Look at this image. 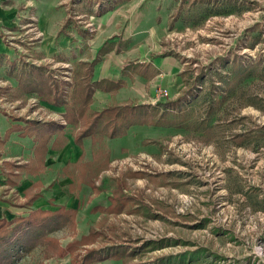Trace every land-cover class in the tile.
Masks as SVG:
<instances>
[{"label": "rangeland", "instance_id": "374dc122", "mask_svg": "<svg viewBox=\"0 0 264 264\" xmlns=\"http://www.w3.org/2000/svg\"><path fill=\"white\" fill-rule=\"evenodd\" d=\"M46 1L52 2L54 0H15L21 8L14 18L13 26H6L0 21L1 38L9 47L17 52L20 65H26L24 67L27 70H32L31 66L34 65L32 62L36 64V61L42 59L41 53L38 52H42L39 49L45 37L38 12L39 9L43 8L42 4ZM109 1L115 7L123 3V0ZM55 7L58 14L66 13L65 15H68V19H64L66 21L64 27L77 23V21H81L84 17L82 6H80L78 0H57ZM248 11L250 12L249 15L252 16L249 19L246 17L248 16L247 14H244L245 16L241 14ZM219 13L224 15L235 14V17L238 19L232 26L225 29L223 24L214 26L223 30L220 32L224 34V39L230 44L228 47L225 45L222 49V53L227 52L229 54L225 61V65L227 66L222 68L227 74L224 77L219 71L211 70L207 75L209 77L212 75L216 78L224 77L223 86L226 87V98L223 99L221 105H216L217 107L208 114L207 102L209 98L204 99L207 92H203L204 96L201 94L199 96L200 99L192 103L189 110H187L189 118L188 127H163L164 129H168L167 131L157 128L160 130L158 132L162 133L156 136L154 135L155 133H150V128L147 130L145 128L142 132L134 134L136 145L141 146L137 150L127 147L123 153L117 156L111 157L107 145H102L105 140L95 143L92 141L93 143L91 144L92 138H87L90 140L88 141V146H86L87 152L92 150V153H95V158L93 157L94 160L90 159L91 166L85 167L88 169V172L84 176L85 179H81V174H77L76 168L69 165L66 168L64 167V173H59L56 177L61 180L63 178L71 184V195L68 196L75 199V203L78 201L76 208L77 215L79 212V222L78 225L76 222V228L66 225L50 233V236L58 239L62 248H65L66 244L73 240L80 239L83 233H89L94 228L100 231L102 235L97 237L92 244L84 245L80 251L82 254L85 253V249L126 245L128 248H136L145 242L157 241L161 242L159 247L146 252L143 256H137L134 262L140 264H263L262 261H258L257 258L252 257V250L256 246H261L264 256V234L257 236L258 233L264 232V223L261 220V216H259V212H264V136L255 138L253 141L247 140L244 144L236 143L233 138L237 133L247 131L259 134L261 133V129L264 128V0L256 1V3H252L249 7L241 5V9L236 7L233 10L225 12H210L204 17V21L198 25H203L207 20V16L211 14L219 15ZM85 26L91 32L95 30L93 23H88ZM194 27L198 26L195 25ZM207 29H209L208 32L213 31L212 28L207 27ZM240 38H243L242 44L246 43L251 48L256 45V48L250 49L249 47L247 51L237 50L235 43ZM164 39L167 40L166 38ZM213 55H218V52L216 54L213 53ZM250 55H254V57ZM245 56H250V59L247 60L249 62L247 64L249 65L243 66L241 62L247 59ZM53 58H51L52 61L50 62L51 68L48 64L43 65L42 62L40 66H43L42 68L47 70L44 71L47 75L52 74L50 76L62 85L64 95L69 100L75 86L73 71L78 66L74 67L75 65H73L67 68L64 63L55 65L58 62L54 63L55 58ZM207 60L208 57L206 60L199 62L198 67H192V69L194 68L193 72L195 74L198 73V75L202 73ZM30 64L32 65L30 66ZM71 68L72 77H69L71 81L63 80L61 76H66L65 74ZM86 69L87 67H85ZM82 73L80 72V74ZM54 76H58V78L56 79ZM0 80L8 82L4 77H0ZM78 81L83 82L81 78ZM9 86V82L7 86H3L5 88L4 91H7L5 94L7 98L4 97L3 101H1V106L5 107H1L0 109L14 123L16 121L26 123V121L30 122L34 120L41 124L55 121L60 125V118H64L67 123L65 118L66 108L64 106H60V109V107H55L41 101L40 97L35 93H28L24 90L19 91L18 88L12 89ZM1 97H3V93L0 92ZM31 97L39 98V105L42 104L48 108V111L43 116L47 120L41 121L36 119V117L26 120L25 117L30 114L34 116L32 114L33 108L31 109L27 105ZM10 100L12 102L15 100L22 101L21 108L24 113L15 111L13 108L11 109L10 107L13 105H8ZM57 109L61 111L59 110V112ZM52 111L55 114L53 120L50 119L53 117ZM204 120L207 123H204ZM70 125L65 126L62 124L67 131H70ZM72 130L75 133L79 128L73 126ZM178 134H181L188 140L196 139L204 145L211 144L214 147L215 155H203L197 158L195 154H191L190 160L182 161L177 156L179 154L177 149L181 142H176L174 139L175 135ZM141 136H143L142 142ZM55 138L56 135L50 137L48 145H52ZM32 139L34 137L31 139H28V137L17 139L14 145H16L15 148L20 147V149L12 154V158L23 161L29 159L31 157L30 152L33 150V141L35 140ZM105 139L108 140V138ZM58 143L56 142L55 148L58 146ZM114 143L109 146L111 148L118 147ZM164 148L168 151L166 155H164ZM127 149L129 151H126ZM140 152L153 154L157 158V164L160 166L155 169V173L146 177L152 183L151 185L187 191L193 190L195 187L200 192L202 191L200 194L204 195L205 203H202L201 206H204L205 209L201 211L206 212L203 223H196L195 226L189 227L178 222H170L167 220L168 216L172 217V209L170 207L164 206L161 203H156L150 207L142 195H138L136 198L127 196L123 192V188L128 183L126 180L149 175L145 172H140L143 176L130 177L128 175V173H131L130 171H121L120 178L118 179L104 174L112 160H120V158ZM81 160L82 162H84L83 160L88 161L86 153ZM179 162L187 167L184 169V174L166 171V169H169L170 164ZM195 168L198 170L199 180L193 179L192 172ZM219 171L225 173L224 180L220 179L218 175ZM22 172L21 179L28 183V189L21 185L11 186L4 183L0 185L2 213L9 219L27 214V209L18 206L26 200L23 198L24 194L27 192L28 196L33 195V193L40 192V188L43 186V184L41 186L37 184L36 180L31 179L29 175L24 178V172ZM210 172H213V174ZM15 180L16 182L19 181L18 176ZM121 182L120 195L133 199L121 210V213L94 210L93 208L95 207L92 206L93 196L101 193L103 197L112 199L116 193L117 185L121 184ZM93 183L99 188V191L92 188ZM220 183H222L221 185L224 184L222 187V189L225 187L224 195H221L218 191V186H221L219 185ZM83 184H87V186H83ZM63 185L66 187L67 183ZM40 195L42 196V194ZM48 198L53 206H57L54 202L55 198L50 196ZM224 202L230 203V205L220 214L215 207L217 204L221 205L220 203ZM110 204L111 200L107 207ZM231 204L236 205L240 209H244V206L247 204L252 208L254 215L243 217L239 211L238 217L236 210L229 207L232 206ZM99 207L107 208L102 205H99ZM56 208L51 209L57 210L60 207ZM77 215L75 221H77ZM195 218L196 216L180 217L181 222H194ZM158 224L164 229L163 231H157L159 228ZM136 227H143L144 230L139 232V230H136ZM200 227H207L208 234L203 232V229ZM195 230L201 232L197 234ZM44 250L45 246H40L34 248L30 253H22L20 260L16 264H49L50 261L54 263L57 260L62 264H72L73 257L69 252L65 251L64 254H52L51 252V255L47 258L44 255ZM110 259L113 258L93 264H111ZM119 261L123 264L122 260Z\"/></svg>", "mask_w": 264, "mask_h": 264}, {"label": "crops", "instance_id": "0c3cea01", "mask_svg": "<svg viewBox=\"0 0 264 264\" xmlns=\"http://www.w3.org/2000/svg\"><path fill=\"white\" fill-rule=\"evenodd\" d=\"M80 1L78 3L82 6L84 17L77 23L69 24L68 27H64L68 15L56 12L55 4L57 0L46 1L42 4L43 8L39 9L38 12L45 37L39 49L42 52H38L41 53L42 59L36 61V64L34 62L32 64L35 65H33L34 67L45 71L46 69L40 66L41 62L43 65L48 64L50 66L52 57L58 63L75 65L74 67H79L80 62L88 63L98 58V61L94 64L91 80L92 82H106L107 84H104L102 88H96L93 92L89 107L95 111H102L109 106L153 104L160 84L165 82L171 89L177 87L181 80L179 73L182 70V62L177 54L169 51L164 39L167 32L198 26L210 12H225L237 7L229 1L218 4L214 0H123V3L116 7L114 5L109 6V0H96L97 3H88L84 0L81 3ZM20 8L15 0H0L1 23L6 26H13L14 18ZM237 8L241 9V6ZM88 23L95 25L93 32L85 26ZM132 63L144 64L147 68H143L141 72L136 73L133 69L128 68ZM22 65L18 60L17 52L1 38L0 31V77H4L10 83L9 88H18L21 91L18 79L22 73L21 71L25 68L24 66H26L23 65L22 68ZM33 66L31 67L34 68ZM72 68L70 71H72ZM77 69L74 70L73 68V77ZM162 73L165 74V80L160 78ZM50 75L52 76V74ZM112 85H118V88H113ZM4 89L1 88L0 92L6 94L7 91H4ZM16 125L20 129L8 134ZM28 127L27 123H21L20 121L14 123L0 109V185L3 183L11 186L21 185L28 189V183L21 179L22 171L24 172V178L29 175L40 186L43 184L40 192H36L39 195L31 205L27 204L30 203V197L33 195L28 196L27 192L24 194L23 198L26 200L18 205H23L21 207L27 209L28 212L23 214L24 216L29 215L30 211L36 209L48 211L52 210L51 208L62 206L77 212L78 201L75 203V199L68 196L71 195V184L63 178L61 180L56 177L59 173H64L68 165L76 168L78 175L88 172L85 167L91 166L90 159L94 160L93 157L95 158V153H92V150L87 152L86 149L90 140L86 138L83 144L79 145L74 139L73 126L70 125V131L63 129L62 140L56 148L52 147L53 144L48 145L49 149L45 154L37 153L36 140L32 139L34 145L33 150L30 152L31 157L24 161L15 160L12 158V154L20 149V147L15 148L16 145H14L17 139L21 137L31 139L33 137L24 135V131ZM148 128H150V133H155V136L162 133L158 132L160 131L157 129L158 127L134 126L126 136L105 139L102 145H107L111 157L120 155L127 147L137 150L141 145H136L134 134ZM160 129L163 131L164 128ZM167 130L164 129V131ZM141 138L142 142L143 136ZM113 143L118 147L111 148L109 145ZM83 151L86 153L88 161L83 160L84 162H82L81 158L85 156ZM126 151H129V149ZM7 163L16 165L14 170L19 178L16 184L9 181V178L15 180L17 177L11 175V169ZM64 183H67L66 187H64ZM83 186H87V184H83ZM83 186L82 188H84ZM48 196L56 199L54 202L57 206L51 204ZM108 203H110V199L103 197L101 193L94 195L92 198L93 207L99 205L107 207ZM18 216L12 219L5 216L2 213V202L0 201V218L5 217L8 220H13ZM78 219L79 212L77 225ZM88 234L83 233L82 236ZM109 261L112 262L111 264H122L117 259H110ZM49 264L62 263L57 260L54 263L50 261Z\"/></svg>", "mask_w": 264, "mask_h": 264}, {"label": "trees", "instance_id": "16d2710c", "mask_svg": "<svg viewBox=\"0 0 264 264\" xmlns=\"http://www.w3.org/2000/svg\"><path fill=\"white\" fill-rule=\"evenodd\" d=\"M83 0L80 2L82 3ZM88 3H97L96 0H84ZM79 2V0H78ZM109 6H113L109 2ZM228 57H220L216 63L220 68H213L219 71L223 76L227 74L222 68L226 67L225 61ZM224 60V61H223ZM98 58L92 62H80V68L75 71V86L73 92L70 94L69 100L63 92V87L60 83L55 81L50 75L44 72L41 68L23 69L19 76L18 82L21 90L28 93H35L40 97L41 101L48 104L66 108L65 118L68 124L75 128H79L74 134V139L79 145L83 144L86 138H92V141L102 142L105 138L116 139L126 136L129 130L134 126H153L158 128H186L188 127L187 110L195 103L203 92H207L204 99H208L207 113L209 114L218 104L221 105L223 99L226 98V87L222 85L221 88L215 85V81L222 82L224 77L216 78L210 76L209 79L203 77V72L195 76L192 67L182 73L183 82L186 86L181 92L182 94L177 99L157 102L156 104H133V105H119L109 106L102 111H95L90 109L89 105L92 101L93 92L96 88H102L106 82H92L94 64ZM248 61H242L243 66L249 65ZM85 67L87 69L85 70ZM129 69L139 73L141 69L147 68L144 64L132 63ZM82 71H84L82 73ZM80 72L83 74H80ZM82 75V76H81ZM81 76V77H80ZM81 78L83 82H79ZM207 80L205 90H196V84ZM113 88H118V85H112ZM208 86V88H207ZM71 99V100H70ZM29 125L28 129L24 131L25 136H33L37 142L36 152L45 154L48 148L50 137L56 135L52 147H55L56 142L58 146L62 140L63 129L62 124L55 121L41 124L37 121H26ZM204 123L207 121L204 120ZM20 129L19 126H14L9 133ZM264 128L261 133L256 134L247 131L244 133H237L234 135V141L238 144H244L245 141H253L255 138L264 136ZM263 132V133H262ZM58 138V139H57ZM11 169V175L17 177L15 174L16 165L7 163ZM86 173L81 174V179H85ZM130 177L143 176L140 172L128 173ZM12 184H16V180L9 178ZM121 184L117 185L116 193L112 197L111 204L107 208L95 207L94 210L101 212L121 213V210L126 207L133 199H129L120 195ZM92 188L99 191V188L93 183ZM34 193L30 197L31 205L33 200L38 196ZM23 206V205H21ZM66 214V216H65ZM77 212L73 209H67L64 206L57 210H40L36 209L29 212V215H19L13 220L7 218H0V264H16L20 260L22 253H30L36 247L45 246L44 255L49 258L52 254H64L69 252L72 258V264H93L94 262L105 261L109 258L122 260L123 264H140L135 263L137 256H143L146 252L152 251L161 245V242L152 241L145 242L138 245L136 248H128V246H108V248H93L85 249L82 254L81 248L84 245L92 244L97 237L102 233L92 228L88 235L82 236L80 239L72 241L64 248L61 243L50 233L55 229L63 228V226L70 225L76 228Z\"/></svg>", "mask_w": 264, "mask_h": 264}, {"label": "built area", "instance_id": "2783aa9c", "mask_svg": "<svg viewBox=\"0 0 264 264\" xmlns=\"http://www.w3.org/2000/svg\"><path fill=\"white\" fill-rule=\"evenodd\" d=\"M116 1V0H115ZM231 2L232 4L234 3L237 7L241 5H246L247 7L251 6L252 3H256V1L259 0H214L215 3H224V2ZM242 16H245L244 14H247L248 16L247 19L251 18L252 16L249 15L250 12H243L241 13ZM240 14V15H241ZM237 17H235V14H220L215 15L211 14L207 16V20L203 25H198V27L190 26V27H185L183 30H170L167 32L165 38L168 40H165V42L168 45L169 51H173L175 54H177L181 58L182 62V70L180 71V77L181 80L177 87L175 88H170V86H167V84L164 82L160 84L157 88V97L155 98V101L153 104H156L157 102L163 101V99L166 100H173L177 99L178 96L182 94V90L186 88L184 82H183V77L182 73L185 71L189 70L190 67H198L199 62H202L206 60L208 57V60L206 61V65L204 66V71H203V77L209 79V74L213 68H220V65L217 62V60L220 57H228L229 54L222 53L223 47L226 45V47L230 46L227 40L224 39V34H222L223 31L219 27H214L217 24H223L224 29L226 27L232 26L236 21ZM225 21V23H223ZM228 22V23H226ZM207 27L212 28L213 31L208 32L209 29ZM219 28V29H218ZM236 36V32L234 33ZM234 36V35H233ZM214 37V38H213ZM234 38V37H233ZM215 39V40H213ZM243 38H240L237 43H235L236 49L237 50H244L247 51L250 46L248 44L244 43L242 44ZM214 42H213V41ZM213 42V43H212ZM215 43V45H214ZM253 49L256 48V45L252 47ZM250 47V49H252ZM218 52V55H213V53L216 54ZM211 57H210V56ZM253 56L254 55H250ZM250 56H245V60L242 61H247L249 60ZM185 59H184V58ZM197 61V62H195ZM56 63V61L54 62ZM55 65H60L59 63H56ZM67 68H69L71 65L65 64ZM193 68V69H194ZM71 70V69H70ZM68 70L66 73V76H61V78L65 81H71L69 77L71 76V71ZM70 72V74H69ZM195 76L198 75V73H194ZM56 75V74H55ZM56 79L58 76H54ZM160 78H163L165 80V74L162 73L160 75ZM207 80L202 81V83L196 84V90L198 91H203L206 88L207 85ZM68 84V83H67ZM8 82L4 80H0V87L3 88V86H7ZM215 85L217 87L221 88L222 87V82H217L215 81ZM68 92V91H67ZM6 97L5 94H3V97L0 98V103L3 101V98ZM7 98V97H6ZM8 100V99H7ZM39 98L36 97H31L29 102H27L28 107L32 109V114L34 116H29L25 117L26 120H31L36 117V119L45 121L47 118H43L45 113L48 111V108L46 106H43L42 104L39 105ZM10 103L8 105H13L10 107L11 109L13 108L15 111L23 112L22 111V101H14L12 102L11 100L9 101ZM1 105V104H0ZM5 107V106H0ZM15 107V108H14ZM20 108V109H19ZM7 111V110H5ZM24 113V112H23ZM53 117L50 119L53 120L54 118V112ZM22 114V113H21ZM48 117H50L48 115ZM49 119V120H50ZM59 122L65 126L68 124L66 123L64 118H60ZM174 139L176 142L180 141L181 143L178 146L177 151H179V154H177L178 157L182 159V161H188L190 160L189 157L191 154H195L197 158L202 157L203 155H210L214 156L215 155V150L213 149L214 147L211 144L204 145L200 141L193 139V140H188L181 134L175 135ZM164 155L167 154V150L164 148ZM159 168L160 166L157 164V158L151 154V153H146V152H140V153H135L134 155L130 154L129 156H126L125 158H120V160H112L108 166V169L105 171L104 174L110 175L116 179L120 178L121 171H130V172H145L149 175H146L145 177H135L133 179H127L126 181L127 186L123 188V192L127 196H131L136 198L138 195L144 196L145 202H147L150 207L153 206L156 203H161L164 206H168L172 209V217H167V220L170 222H178L179 224L187 225L189 227H193L197 224L203 223V220H205V215L206 212L201 211L202 209H205L204 206H201L202 203H205L204 195L200 194L199 189L193 188V190L187 191V190H179L175 188H170V187H163V186H153L151 185L152 183L149 182L146 177L150 176V174L155 173V169ZM187 167L183 165L182 163H176V164H170L169 169H166L167 172H173V173H181L184 174L185 172L184 169ZM213 174V172H210ZM193 179L199 180L200 176L198 174L197 168L194 169L192 172ZM218 175L220 179L224 180L225 173L222 171L218 172ZM225 183V182H222ZM220 183L219 185H221ZM205 184V183H204ZM224 185V184H223ZM223 185L218 186V191L221 195H224L225 192V187L222 189ZM198 187V186H197ZM215 187V186H212ZM221 205H216L217 211L222 214L224 209L228 208V205L230 203L224 202L220 203ZM232 209L236 210L238 217H239V211L242 213L243 217H251L253 216L252 208L248 206L247 204L244 206V209L238 208L236 205L231 204ZM185 216H196L194 222H181L180 217ZM259 216H261V220L264 223V212H259ZM159 228L157 231H163L161 225L158 224ZM201 228V227H200ZM203 229V232L208 234V229L207 227L201 228ZM136 230H139V232H142L144 229L143 227H136ZM156 231V232H157ZM154 232V231H153ZM197 234H199V230H195ZM155 234V232H154ZM264 234V232L258 233L257 236H261ZM180 247V246H178ZM178 252V251H177ZM176 252V253H177ZM253 256L255 259L257 258L258 261H262L264 264V256L263 252L261 249V246H256L253 250Z\"/></svg>", "mask_w": 264, "mask_h": 264}]
</instances>
